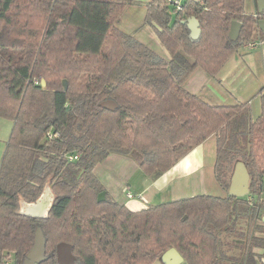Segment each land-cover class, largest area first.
I'll return each mask as SVG.
<instances>
[{
  "label": "trees",
  "instance_id": "16d2710c",
  "mask_svg": "<svg viewBox=\"0 0 264 264\" xmlns=\"http://www.w3.org/2000/svg\"><path fill=\"white\" fill-rule=\"evenodd\" d=\"M136 2L0 0V117L12 122L0 161V264H23L38 227L46 256L39 264H59V242L70 245V264H151L169 247L187 264H262L264 86L252 117L249 100L210 103L184 80L196 66L214 75L239 46L262 40L264 10L247 12L244 0H148L144 23L166 58L117 26ZM231 20L242 24L236 38ZM105 99L116 107L100 106ZM212 135L214 179L227 191L241 160L247 194L200 193L133 210L93 172L118 153L156 178ZM45 192L52 195L45 213L22 208ZM244 216L254 224L246 236L236 222ZM232 233L237 253L222 239Z\"/></svg>",
  "mask_w": 264,
  "mask_h": 264
},
{
  "label": "crops",
  "instance_id": "0c3cea01",
  "mask_svg": "<svg viewBox=\"0 0 264 264\" xmlns=\"http://www.w3.org/2000/svg\"><path fill=\"white\" fill-rule=\"evenodd\" d=\"M136 1L134 4L126 5L121 14L126 23L124 32L129 33L128 31L136 29L143 23L151 41L158 49H163L161 50L163 54L160 55L168 58L170 54L160 43L154 29L144 23L145 3L148 0ZM243 6L247 12L259 11L257 0H244ZM137 9V13L141 16L138 17L140 20L134 21L132 15ZM137 39L146 43L140 37ZM184 86L214 104L245 101L255 95L259 97L258 91L264 86V38L253 46L247 44L239 46L227 57L214 75L196 66L184 80ZM259 108L260 102L258 103ZM207 138L156 178L146 175L129 156L118 153H110L96 163L93 172L114 199L133 210L140 209L146 204H156L204 193L210 188L211 182H215L212 172L215 142L209 136L208 139H212L214 143V148L209 154L210 150L204 148ZM214 184L218 186L216 182ZM127 193L131 196H127ZM51 197V194L45 192V195L40 196L35 203L23 204L22 208L32 213H45ZM43 203L44 207L41 206ZM183 261L182 259L177 264ZM155 262L163 264L160 259L154 260L151 264H157Z\"/></svg>",
  "mask_w": 264,
  "mask_h": 264
},
{
  "label": "water",
  "instance_id": "95a60500",
  "mask_svg": "<svg viewBox=\"0 0 264 264\" xmlns=\"http://www.w3.org/2000/svg\"><path fill=\"white\" fill-rule=\"evenodd\" d=\"M258 2V10H264V0H257ZM186 25L189 28V35L191 38H197L200 33L198 20L194 16H190L186 19ZM258 28L264 32V21L262 19L257 20ZM241 22L237 20H231L228 35L230 38H236L241 28ZM41 83L44 84L45 81L41 80ZM63 86L66 87V81L62 80ZM99 105L113 110L116 107V103L112 99H105L99 102ZM248 180L249 173L245 164L238 160L235 162L231 176L230 182L227 189V193L230 196L241 197L248 193ZM104 198V191H101L97 194L96 199L102 200ZM45 240L42 234L41 229L38 227L34 232L33 244L29 251L26 253L25 258L23 260V264H39L43 260H45L46 256L45 252ZM55 255L56 260L59 264H70L73 261V255L71 253L70 245L66 242H59L55 247ZM163 264H177L182 261L181 254L177 251L175 247H169L162 252L159 258Z\"/></svg>",
  "mask_w": 264,
  "mask_h": 264
},
{
  "label": "rangeland",
  "instance_id": "374dc122",
  "mask_svg": "<svg viewBox=\"0 0 264 264\" xmlns=\"http://www.w3.org/2000/svg\"><path fill=\"white\" fill-rule=\"evenodd\" d=\"M138 9L136 10V12L132 15L133 18L132 20H140L138 19V17L140 18L141 14L137 13ZM122 14V13H121ZM125 21H124V17L122 15H120L119 17V21H118V27L124 31V27H125ZM145 25L143 23H141L136 29L132 30V31H128L129 34H132L134 37L136 38H142V40H144L147 46H149L150 48H152L153 50L157 51L158 54H163V52L161 50H163L162 48H157L156 45L151 41L150 36L148 35V31L144 28ZM259 97H257V95L250 97L249 99V105L251 107L250 110V114L255 117L259 111L260 108L258 109V103H259ZM254 107V109H253ZM11 125L12 122L11 120L7 119V118H2L0 117V161H1V157L4 151V147H5V142L9 136V132L11 129ZM214 139V136H211ZM209 138V137H208ZM205 141L204 144V148L206 150H210L208 153L210 154L211 149L214 148V143L212 139H208ZM215 142V141H214ZM241 142H244L243 140H241ZM212 172H213V167H212ZM214 177V176H213ZM215 180V179H214ZM213 180V181H214ZM216 182V180H215ZM215 182H211L210 188L205 191L204 193L206 194H215V195H220V196H225V194L227 193L226 190H224L222 187H220L217 183L218 186H216L214 183ZM220 187V188H219ZM200 194V193H198ZM42 207H44V203L41 205ZM264 222V207L261 208L257 214V219L256 222ZM238 222L237 224V229L241 232L244 233V236H246V233H248V231L253 229V220L251 221L249 218L247 217H239L238 220L236 221ZM237 230V231H238ZM255 234L257 233V231L254 232ZM238 234L236 233H232V234H222V239H224L225 242L229 243L228 246H231L232 248V252L237 253L239 251V249L234 245V241H237L238 239ZM254 250L258 251L257 248H255ZM262 264H264V260H261ZM158 264V262H155ZM180 264H187L185 261L181 262Z\"/></svg>",
  "mask_w": 264,
  "mask_h": 264
},
{
  "label": "built area",
  "instance_id": "2783aa9c",
  "mask_svg": "<svg viewBox=\"0 0 264 264\" xmlns=\"http://www.w3.org/2000/svg\"><path fill=\"white\" fill-rule=\"evenodd\" d=\"M175 2H178V0H175ZM254 44H255V42H249V43H247V45H248V46H253ZM75 157H76V156H73V157H72V156H70V158H75ZM127 196H129V197H130V196H131V194H130V193H127Z\"/></svg>",
  "mask_w": 264,
  "mask_h": 264
}]
</instances>
